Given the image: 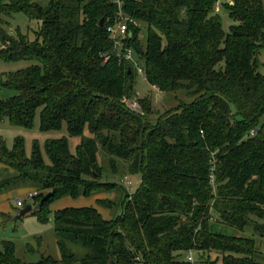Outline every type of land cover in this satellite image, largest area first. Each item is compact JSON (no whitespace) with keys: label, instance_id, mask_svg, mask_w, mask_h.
Here are the masks:
<instances>
[{"label":"trees","instance_id":"16d2710c","mask_svg":"<svg viewBox=\"0 0 264 264\" xmlns=\"http://www.w3.org/2000/svg\"><path fill=\"white\" fill-rule=\"evenodd\" d=\"M123 11L147 25L144 45L139 25L124 39L139 50L146 81L192 97L154 120L148 97L136 99L138 110L125 101L134 96L137 70L113 52L114 3L0 0V22L16 12L38 21L32 40L0 26L1 60L36 61L2 74L0 84L17 94L0 100V120L31 127L39 109L40 130L65 123L69 136H80L74 153L66 136L47 139L48 161L36 141L29 156L21 137L10 149L1 142L11 173L0 178V190L34 185L41 222L50 219V202L65 195L116 189L120 197L96 200L121 206L110 218L91 205L54 210L60 258L43 254L36 264H188L180 255L190 249L202 264H264L253 239L216 229L249 225L264 235V0H124ZM104 170L139 173V185L124 192L101 180ZM0 264H22L9 240Z\"/></svg>","mask_w":264,"mask_h":264},{"label":"rangeland","instance_id":"374dc122","mask_svg":"<svg viewBox=\"0 0 264 264\" xmlns=\"http://www.w3.org/2000/svg\"><path fill=\"white\" fill-rule=\"evenodd\" d=\"M39 1H42V3L46 2V0ZM216 10L220 12L223 26L227 29L229 25L227 15L222 12L223 10L218 5L216 6ZM138 25L140 26L139 39L142 45H144L147 25L143 22H138ZM0 26L9 33H15L16 30H19L21 33L27 34L28 38L32 40L35 37L34 31L38 28V21L29 19L23 12H16L11 16H3V21L0 22ZM121 49L122 46H118L117 51L120 53ZM260 58L262 60L264 59V51L260 53ZM35 62L34 59H18L13 61L0 59V79H2L3 73L15 71ZM138 63L142 64L141 61H138ZM260 72L264 74V66L260 67ZM134 78V96L130 99H125V101L130 104L134 102L138 104L137 98L148 97L153 113L151 116L152 120H154L156 115L163 113L166 109L177 105L179 102H188L192 99L184 89H178L174 92H162L157 88L154 89L152 85L146 81L142 72L136 71ZM15 94H17L15 89L0 84V100H5ZM84 134L87 135L88 131L85 130ZM61 136H66L68 138L69 149L74 153L76 145L80 142V136H69L65 123L62 124L59 130H40L39 109L36 110L31 127L12 124L7 117H3L0 120V145L1 142H4L10 149L13 146L14 139L16 137H21L24 142L25 154L29 156L32 151L33 142L36 141L45 161H48L44 151L45 141L50 138ZM99 160L104 169H106V159L101 153L99 154ZM5 167L6 165L0 160V178L11 173V169ZM140 178L141 176L139 173L129 174L118 172L117 174H113L108 170H104L101 180L115 182L121 186L124 192L132 193L138 187ZM34 190V185L27 181L19 182L0 190V249L2 241H11L14 245V255L22 264H36L43 254L50 255L54 259L60 258V250L54 232V210L67 206L79 207L91 205L95 206L104 218L114 217L121 212L120 205L104 207L96 201L98 198L117 200L120 197L116 189L112 191H99L90 196L80 195L75 198L65 195L50 202V219L46 222H41L38 220V217L33 214L37 206L34 198L29 196ZM18 199L23 203L21 206L16 204ZM26 205H31L32 209L22 216L17 217L16 215L19 210ZM216 229L226 235L253 239L257 249L264 254V235L255 233L252 226L247 225L240 230L228 225L216 224ZM187 254L188 250L183 251L180 257L186 260ZM193 255L198 261V254L196 251L193 252ZM215 257L216 254L211 252L210 258L213 260ZM217 264H220V261H218Z\"/></svg>","mask_w":264,"mask_h":264},{"label":"built area","instance_id":"2783aa9c","mask_svg":"<svg viewBox=\"0 0 264 264\" xmlns=\"http://www.w3.org/2000/svg\"><path fill=\"white\" fill-rule=\"evenodd\" d=\"M110 1L114 3L117 7V15L115 17V22L107 27V31L110 33V36L113 39V52L118 57L132 62L136 70L138 72L143 73L142 68L135 60L136 57H135L134 47L131 45H124V39L131 34L129 27L138 26V22L132 16L126 14L123 11L124 0H110ZM118 46H122L120 53L117 51ZM130 106L135 110L139 109V105L135 102L131 103ZM250 134H253V131H251ZM36 193L37 192L34 190L32 193L29 194V196L32 197ZM16 204L18 206H21L22 201L18 199ZM193 252L194 250L190 249L188 251V254L186 255V261L188 262V264H202L196 260V258L193 255Z\"/></svg>","mask_w":264,"mask_h":264},{"label":"water","instance_id":"95a60500","mask_svg":"<svg viewBox=\"0 0 264 264\" xmlns=\"http://www.w3.org/2000/svg\"><path fill=\"white\" fill-rule=\"evenodd\" d=\"M102 23V20H100V24ZM134 50L136 53H139V50L134 47ZM51 193L50 192H47L42 198L41 200L39 201L38 204H40L42 201H44L46 198H48V196L50 195ZM32 209V206L31 205H26L24 206L22 209L19 210L18 214L16 215L17 217H20L22 216L23 214L29 212L30 210Z\"/></svg>","mask_w":264,"mask_h":264},{"label":"crops","instance_id":"0c3cea01","mask_svg":"<svg viewBox=\"0 0 264 264\" xmlns=\"http://www.w3.org/2000/svg\"><path fill=\"white\" fill-rule=\"evenodd\" d=\"M154 89H156V87L155 86H152ZM23 204V203H22ZM95 207V206H94ZM99 211V210H98Z\"/></svg>","mask_w":264,"mask_h":264}]
</instances>
